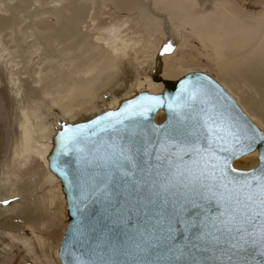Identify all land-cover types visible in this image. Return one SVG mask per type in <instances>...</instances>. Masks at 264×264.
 I'll list each match as a JSON object with an SVG mask.
<instances>
[{
    "label": "water",
    "instance_id": "1",
    "mask_svg": "<svg viewBox=\"0 0 264 264\" xmlns=\"http://www.w3.org/2000/svg\"><path fill=\"white\" fill-rule=\"evenodd\" d=\"M181 100L169 111V98L181 92ZM189 92H196L191 98ZM142 95L161 96L164 104L150 112L147 119L133 118L115 128L93 124L108 113L120 112L130 101ZM212 110L230 121L247 143L251 137L252 151L232 158L230 167L239 159L257 151V166L241 171L259 169L264 154V132L242 111L235 99L215 79L205 73H188L175 81H164L160 94L142 91L119 103L115 110L102 112L76 124H65L51 138L47 155L48 171L60 183L66 207L67 225L57 257L60 264H258L264 260L260 248L251 246L244 252L231 247L236 233L219 232L201 223L216 216L222 209L213 201L210 212L197 209L190 199L177 196L174 191L161 193V177L168 168L166 161H157L159 144L164 133H191L189 139L207 146L202 110ZM162 112L164 120L157 123ZM117 118L113 117V120ZM108 123L102 121V125ZM84 127L82 141L67 154L61 151L60 134L66 127ZM131 155L137 165L120 161L114 153L120 149ZM145 150L151 156H145ZM192 157L185 160L191 165ZM150 161V164H149ZM240 170V169H238ZM159 171L160 176H157ZM127 172V175L124 173ZM229 175H235L229 173ZM183 191V190H181ZM203 203V202H202ZM195 221L190 229L185 223ZM171 226V227H169Z\"/></svg>",
    "mask_w": 264,
    "mask_h": 264
},
{
    "label": "bare ground",
    "instance_id": "2",
    "mask_svg": "<svg viewBox=\"0 0 264 264\" xmlns=\"http://www.w3.org/2000/svg\"><path fill=\"white\" fill-rule=\"evenodd\" d=\"M154 2L165 12L163 19L153 11L151 0H111L116 7L137 16L146 30L159 32L160 26L166 27L170 38L167 42L172 43L173 49L168 55L161 54L162 58L142 46L131 32H125L123 25L112 27L107 40L94 31L95 17L105 4L110 5L107 0H52L46 6L39 0H0V91L7 87L13 94L11 100L5 99L7 106L3 105V110L12 113L11 109H17V115L12 113V117L20 119V138L13 148V161L16 157L41 158L46 180L53 186L58 180L48 171L46 158L51 138L61 126L115 110L120 102L145 89L149 94H160L163 82L169 81L168 66H164L160 84H148L147 75L142 73L145 64L153 68L166 61L189 67L197 64L193 55L184 50L192 47L183 34L187 25L176 20L177 7L165 0ZM239 31L237 27L227 37L218 39L214 51L219 60L216 70L223 81L224 86L221 85L236 98L242 111L264 128V51L255 44L234 46L231 39L239 37ZM193 33L203 44H212L198 30ZM178 36L180 44L176 48ZM156 41L158 54L163 40L157 35ZM136 60H140L135 65L138 69L132 70ZM248 89H253L252 94ZM257 157L255 151L243 160L254 159V168ZM9 181L12 189L2 201L10 200L9 205H14L18 198L25 205L24 198H20L22 187L16 185L15 179Z\"/></svg>",
    "mask_w": 264,
    "mask_h": 264
},
{
    "label": "rangeland",
    "instance_id": "3",
    "mask_svg": "<svg viewBox=\"0 0 264 264\" xmlns=\"http://www.w3.org/2000/svg\"><path fill=\"white\" fill-rule=\"evenodd\" d=\"M39 1L43 6H46L52 0ZM84 1L93 3L95 0ZM107 1L111 6L105 4V7L94 19L96 23L94 31L101 33L103 39L107 40L111 37L109 34L112 27L123 25L125 32H131L142 46L151 48L156 57L162 53L169 54L163 52L165 45L169 44L167 40L170 39L165 26H160L159 32L146 30L140 24L137 16L116 7L111 3V0ZM151 1L152 6L154 5L153 11L160 15V19H163L166 14L161 5L155 3V0ZM165 1L170 6L177 7L176 20L187 25L183 34L188 39V46L192 48L185 47L184 50L190 53V56L193 55L192 59L197 64L189 67L181 66L176 61H166V64L158 66L159 69L156 66L153 68L151 64H145L142 73L147 75L148 84L150 81L154 84L160 82L161 73L166 65L168 66L166 70L170 73L168 74L169 81H175L188 73L200 72L207 74L224 86L216 70L219 60H217L214 51L217 48L218 39L227 37L237 27H240L238 32L240 36L231 39L234 46L243 47L255 44L264 51V24L261 23L264 22V0ZM189 18L190 21H188ZM158 22L161 24V21ZM196 30L202 36L210 39L212 44H203L196 38L193 33ZM157 35L163 40L158 54L155 50ZM177 43L180 44L179 36L176 48H178ZM170 44L172 45L171 42ZM32 50L34 49H30L31 52H33ZM179 54L180 51L176 55L177 59L180 58ZM139 62L140 60L134 62L131 66L132 70L138 69L135 65ZM156 69H158L157 72ZM32 73L30 71L31 75ZM27 76L26 73L25 77ZM0 92V100H2L0 101V264H60L57 252L67 225L64 197L63 200H59L63 196L60 183L51 182L52 186L46 180L43 161L37 156L16 157L13 161V148L20 138V119L18 116L12 117V113L17 115V109H11L12 113L10 110H3L6 109L4 106H7L5 99L11 100L13 94L7 87L6 90ZM248 92L252 94L253 89H248ZM233 98L237 101L234 96ZM163 118L164 115L159 114L156 117V122L162 123ZM253 122L264 132V128L260 124L256 121ZM243 158L236 161L233 167L240 170L253 168L251 164L254 159L249 161L248 159L243 160ZM12 179H15L16 185L22 187L20 198H24L25 205L18 198L14 199L16 200L14 205H9L10 200L2 201L5 198L4 195H7L8 191L12 189V182L9 181ZM8 205L9 208L6 209ZM38 240H42L44 244L41 245Z\"/></svg>",
    "mask_w": 264,
    "mask_h": 264
},
{
    "label": "snow or ice",
    "instance_id": "4",
    "mask_svg": "<svg viewBox=\"0 0 264 264\" xmlns=\"http://www.w3.org/2000/svg\"><path fill=\"white\" fill-rule=\"evenodd\" d=\"M171 50L172 45L169 43L165 45L163 52ZM186 84L187 82L181 83V92H177L175 98H169L167 104L169 111H173L174 106L181 100L182 93L187 90ZM189 95L194 99L196 92H189ZM163 104L164 98L161 96L142 95L137 100L128 102L122 111L108 113L93 124L103 128H115L117 124L126 127L125 120L147 119L150 112ZM113 117L117 119L113 120ZM202 118L203 127L206 129L207 146L198 140L189 139L191 133L181 132L177 135L165 131L164 140L160 142L159 151L156 153V160L166 161L168 165L164 176L161 177L159 185L161 193L167 198V193L174 191L177 196L190 199L197 209L203 208L205 213L210 212L208 205L214 201L217 208L222 211L214 217L209 216L200 226H207L208 220H211L212 228L217 231L237 234L234 237L236 243L231 245L237 252H244L249 246L259 247V255L264 256V154L261 155L262 166L259 169L241 171L230 167L229 157L221 154L231 153L233 159L247 154L253 150L252 138L247 137V143L242 144L241 140L245 137H242L240 131L230 121H225L212 110H202ZM102 121L108 123L102 125ZM83 132V126L66 127L60 134L61 151L65 154L74 149L77 152L81 151L77 146L82 141ZM260 139L264 140V137ZM114 155L120 161H127L133 167L137 166L131 155L123 148ZM145 156H151V153L145 150ZM186 157L193 158L192 166L185 160ZM157 176H160L159 171ZM195 226V221L184 224L186 229ZM77 264L87 262L77 261ZM258 264H264V260Z\"/></svg>",
    "mask_w": 264,
    "mask_h": 264
}]
</instances>
